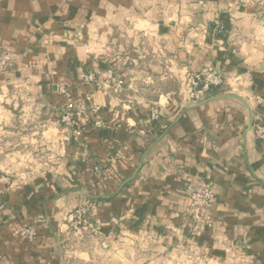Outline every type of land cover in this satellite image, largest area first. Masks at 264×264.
I'll use <instances>...</instances> for the list:
<instances>
[{"label":"crops","instance_id":"1","mask_svg":"<svg viewBox=\"0 0 264 264\" xmlns=\"http://www.w3.org/2000/svg\"><path fill=\"white\" fill-rule=\"evenodd\" d=\"M0 48V264H264L247 131L264 125V0H0ZM207 68L223 84L198 98L188 76ZM201 182L213 222L196 236ZM78 207L96 232H71Z\"/></svg>","mask_w":264,"mask_h":264},{"label":"built area","instance_id":"2","mask_svg":"<svg viewBox=\"0 0 264 264\" xmlns=\"http://www.w3.org/2000/svg\"><path fill=\"white\" fill-rule=\"evenodd\" d=\"M12 63L11 56L0 48V72L7 70ZM189 79L199 84L201 87L195 91L196 95L199 97H204L212 89L222 86L223 78L213 68L203 69L197 73L189 74ZM84 81L87 83H93L95 81V76L93 73L89 72L85 75ZM56 91L65 94L66 91L63 87L58 86ZM91 112L94 114L98 113V108L92 107ZM152 121H159V116L157 113H152L150 116ZM60 123L70 128L72 134L74 135V141L78 140L80 135L79 127L77 126V121L74 115V104H70L66 107L64 112L60 115ZM97 126L101 125V122H96ZM252 129L255 137L264 142V125L261 123L259 118H252ZM185 192L187 194V200L189 208L192 212V230L196 236H200L202 227H210L212 225L211 210L213 207L214 195L211 188L201 182L197 185L191 183L186 184ZM3 206L0 204V210ZM67 223L69 229L74 233H79L81 231H91L96 232L98 229V222H92L91 217L84 207H78L74 209L67 216ZM18 236L24 237L28 240H33L36 237V231L32 226L24 227L17 232Z\"/></svg>","mask_w":264,"mask_h":264},{"label":"water","instance_id":"3","mask_svg":"<svg viewBox=\"0 0 264 264\" xmlns=\"http://www.w3.org/2000/svg\"><path fill=\"white\" fill-rule=\"evenodd\" d=\"M251 128H252V117L249 116V124H248V129H247V131L249 132V131L251 130ZM78 191H80V192H82V193H84V194L87 195V193H86L85 191H83V190H80V189H79Z\"/></svg>","mask_w":264,"mask_h":264},{"label":"rangeland","instance_id":"4","mask_svg":"<svg viewBox=\"0 0 264 264\" xmlns=\"http://www.w3.org/2000/svg\"><path fill=\"white\" fill-rule=\"evenodd\" d=\"M72 232V231H71ZM35 239V238H34ZM33 239V240H34ZM90 264H94V262H92V263H90ZM98 264H103V263H101V261L100 260H98Z\"/></svg>","mask_w":264,"mask_h":264}]
</instances>
